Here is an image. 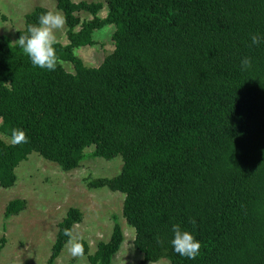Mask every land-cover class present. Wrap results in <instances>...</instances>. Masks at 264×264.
Segmentation results:
<instances>
[{
    "label": "trees",
    "instance_id": "obj_1",
    "mask_svg": "<svg viewBox=\"0 0 264 264\" xmlns=\"http://www.w3.org/2000/svg\"><path fill=\"white\" fill-rule=\"evenodd\" d=\"M55 2L67 37L56 45L55 71L34 67L0 35V133L11 140L0 137V187L15 185V169L33 152L63 171L119 155V174L88 185L124 194L139 264H264V44L250 38L264 33V0H106L105 18L101 2ZM46 11L26 14L17 40ZM105 25L115 26L114 49L88 67L74 49L94 45ZM14 130L26 142L13 144ZM25 208L11 200L4 218ZM81 221L79 209L67 210L47 264L67 244L64 230ZM173 223L200 240L195 260L173 251ZM123 239L116 222L94 253L80 242L90 264H111Z\"/></svg>",
    "mask_w": 264,
    "mask_h": 264
},
{
    "label": "rangeland",
    "instance_id": "obj_2",
    "mask_svg": "<svg viewBox=\"0 0 264 264\" xmlns=\"http://www.w3.org/2000/svg\"><path fill=\"white\" fill-rule=\"evenodd\" d=\"M75 3L101 2L104 8L99 12L101 18L107 16L106 0H73ZM36 6L59 11L55 0H0V35L9 36L16 42V33L24 29L25 15ZM61 14L62 12L59 11ZM81 21L91 18L86 12H79ZM114 25H105L93 33L94 45L74 49V53L88 67L99 66L114 49L112 34ZM59 43L66 44V26L56 30ZM65 69L73 72L72 64L63 63ZM1 124V122H0ZM6 142L11 140L0 133ZM94 146L87 147L89 154ZM121 156L110 160L88 158L71 171H63L57 164L47 161L37 153H31L15 169L16 183L11 188L0 187V264H47L51 254L58 224L69 208L75 207L82 213V221L72 228L73 237L85 240L89 253H94L97 244L108 241L114 224L117 222L123 232V242L113 256L111 264H139L143 254L133 246L134 229L123 215L124 194L103 188H92L88 184L96 178H112L120 173ZM14 199L26 201V208L17 215L4 218L7 203ZM65 245L54 264H90L87 256L73 257ZM145 264H170L166 259Z\"/></svg>",
    "mask_w": 264,
    "mask_h": 264
},
{
    "label": "clouds",
    "instance_id": "obj_3",
    "mask_svg": "<svg viewBox=\"0 0 264 264\" xmlns=\"http://www.w3.org/2000/svg\"><path fill=\"white\" fill-rule=\"evenodd\" d=\"M66 17L59 11H46L40 14L36 24L29 25L27 35H21L16 43L23 49L34 67L42 70L55 71L58 66L56 45L58 39L56 30L63 28ZM251 43L256 46L264 44V33L250 34ZM242 71L252 67V59L244 57L240 61ZM13 144L26 142V135L22 130L12 132ZM194 223V221H193ZM172 239L170 241L173 251L181 257L195 260L201 249V242L193 232L181 227L179 223H173L171 227ZM64 235L69 237L68 251L73 257L82 256L84 248L80 240L73 237L70 229L64 230ZM160 242L159 240L157 241Z\"/></svg>",
    "mask_w": 264,
    "mask_h": 264
}]
</instances>
